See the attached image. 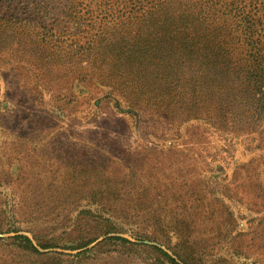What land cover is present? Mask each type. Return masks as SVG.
Instances as JSON below:
<instances>
[{
    "label": "rangeland",
    "instance_id": "rangeland-1",
    "mask_svg": "<svg viewBox=\"0 0 264 264\" xmlns=\"http://www.w3.org/2000/svg\"><path fill=\"white\" fill-rule=\"evenodd\" d=\"M104 1L0 0V264H162L157 249L264 264V141L158 120L81 78L95 72L76 44ZM24 25L64 41L62 69L26 55ZM16 235L41 254H18Z\"/></svg>",
    "mask_w": 264,
    "mask_h": 264
},
{
    "label": "trees",
    "instance_id": "trees-1",
    "mask_svg": "<svg viewBox=\"0 0 264 264\" xmlns=\"http://www.w3.org/2000/svg\"><path fill=\"white\" fill-rule=\"evenodd\" d=\"M101 6L98 32L76 44V56L87 51L95 72L81 78L96 74L94 86L132 111L175 123L203 121L230 143L242 137L262 146L264 0H106ZM23 28L26 55L37 54L47 70L62 69L64 41L45 27L35 35ZM11 238L18 254H41L30 238ZM157 252L162 264H180Z\"/></svg>",
    "mask_w": 264,
    "mask_h": 264
}]
</instances>
